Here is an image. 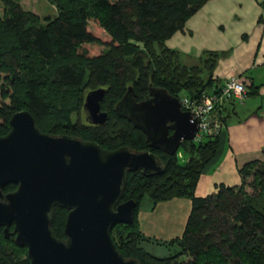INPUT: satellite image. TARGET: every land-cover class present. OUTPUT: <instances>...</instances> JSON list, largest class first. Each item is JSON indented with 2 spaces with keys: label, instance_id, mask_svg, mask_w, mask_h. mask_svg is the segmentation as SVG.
<instances>
[{
  "label": "trees",
  "instance_id": "1",
  "mask_svg": "<svg viewBox=\"0 0 264 264\" xmlns=\"http://www.w3.org/2000/svg\"><path fill=\"white\" fill-rule=\"evenodd\" d=\"M46 1L56 15L40 22L22 11L16 0H0V136L8 132L13 113L27 111L41 132L92 142L106 151L125 147L155 155L160 174H126L119 203L134 202L133 219L109 232L124 259L139 264H264V163L242 165L237 187L218 186L213 194L195 197L196 182L217 151L218 136L183 141L166 155L149 149L142 132L113 111L127 87L135 102L144 99L149 87L177 99L183 93L190 101L214 92L211 72L218 54L204 52L196 65L185 66L176 51L164 46L207 0ZM88 21L108 37L107 43L87 30ZM85 46L104 49L87 57ZM243 84L246 96L256 94L252 84ZM95 89L104 90L99 107L106 121L100 126L81 123L79 116L84 95ZM219 109L215 107L223 125ZM246 186L251 195L244 191ZM13 189L8 184L2 192ZM143 198L152 205L189 201L179 237L157 242L139 232L136 216ZM66 214L64 209H52L49 228L55 239H63ZM9 232L4 238L0 231V264H28L25 248L15 246ZM144 243L164 247L167 256H152Z\"/></svg>",
  "mask_w": 264,
  "mask_h": 264
},
{
  "label": "water",
  "instance_id": "2",
  "mask_svg": "<svg viewBox=\"0 0 264 264\" xmlns=\"http://www.w3.org/2000/svg\"><path fill=\"white\" fill-rule=\"evenodd\" d=\"M103 94L95 89L84 95L85 121L92 126L106 121L99 107ZM113 111L142 132L149 149L166 155L196 132L191 114L162 89L149 87L144 99L134 102L127 87ZM7 124L8 132L0 136V227L6 238L12 225L13 243L25 248L28 264H139L117 252L109 232L133 219L134 202L119 203L126 174L158 175V158L149 151H106L92 142L42 133L27 111L13 113ZM7 184L15 189L2 194ZM54 207L67 211L62 240L49 228Z\"/></svg>",
  "mask_w": 264,
  "mask_h": 264
},
{
  "label": "crops",
  "instance_id": "3",
  "mask_svg": "<svg viewBox=\"0 0 264 264\" xmlns=\"http://www.w3.org/2000/svg\"><path fill=\"white\" fill-rule=\"evenodd\" d=\"M164 46L176 51L185 66L196 65L204 52L218 54L211 72L214 86L236 77L256 88V94L241 102L227 99L221 104L217 151L200 173L194 196L213 194L218 186H239L242 165L264 163V0H207ZM189 209L186 199L152 205L143 198L136 216L139 232L157 242L179 237ZM152 246L159 257L167 256L164 247H143L147 251Z\"/></svg>",
  "mask_w": 264,
  "mask_h": 264
},
{
  "label": "built area",
  "instance_id": "4",
  "mask_svg": "<svg viewBox=\"0 0 264 264\" xmlns=\"http://www.w3.org/2000/svg\"><path fill=\"white\" fill-rule=\"evenodd\" d=\"M214 92L203 95L199 100L190 101L187 98H179L178 102L182 111L191 114L196 121V132L191 141L198 142L204 137L218 136L222 129V123L216 115L215 107L227 99L241 102L246 96L243 81L236 77H230L220 86H214Z\"/></svg>",
  "mask_w": 264,
  "mask_h": 264
},
{
  "label": "rangeland",
  "instance_id": "5",
  "mask_svg": "<svg viewBox=\"0 0 264 264\" xmlns=\"http://www.w3.org/2000/svg\"><path fill=\"white\" fill-rule=\"evenodd\" d=\"M19 4L20 8L24 12H29L40 19L42 22L43 18H53L56 15L54 6L50 5L46 0H16ZM87 30L91 32V34L98 39L101 43H107L109 41L108 37L91 21L87 23ZM87 52V57H94L100 54L103 51V46H85L84 47ZM180 97L183 96V93H180ZM80 122L85 123L84 121V112L81 110L79 113ZM73 116L71 119L73 120ZM244 191L248 194H252V190L249 187H245ZM147 251L151 253L155 257H159L158 251H155L154 246L147 247Z\"/></svg>",
  "mask_w": 264,
  "mask_h": 264
},
{
  "label": "flooded vegetation",
  "instance_id": "6",
  "mask_svg": "<svg viewBox=\"0 0 264 264\" xmlns=\"http://www.w3.org/2000/svg\"><path fill=\"white\" fill-rule=\"evenodd\" d=\"M134 102H135V101H134ZM82 110H83V109H82ZM84 121H85V116H84ZM85 122H86V121H85ZM38 130H39V129H38ZM39 131H40V130H39ZM40 132H41V131H40ZM42 133H45V132H42ZM169 133H170V131H168V134H169ZM45 134H49V135H50V133H45ZM7 185H8V184H7ZM10 185H12V184H10ZM5 186H6V185H5ZM5 186H4V187H5ZM12 186H14V189H15V185H12ZM4 187H3V188H4ZM3 188H2V191H3ZM14 189H13V190H14ZM13 190H12V191H13ZM10 192H11V191H10ZM7 193H8V192H7ZM2 194H5V193L2 192ZM9 229H10L11 232H12V225L9 226V228H8V233H10V232H9ZM0 231H1V233H2V228H1V227H0ZM2 235H3V234H2ZM7 235H8V234H7ZM6 238H7V237H6Z\"/></svg>",
  "mask_w": 264,
  "mask_h": 264
}]
</instances>
